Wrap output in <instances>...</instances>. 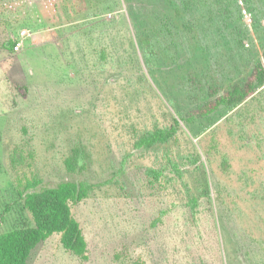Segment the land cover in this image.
I'll return each mask as SVG.
<instances>
[{
	"label": "rangeland",
	"instance_id": "374dc122",
	"mask_svg": "<svg viewBox=\"0 0 264 264\" xmlns=\"http://www.w3.org/2000/svg\"><path fill=\"white\" fill-rule=\"evenodd\" d=\"M258 61L264 0H0V235L34 224L17 186L83 182L87 259L55 234L29 264H264V86L184 122Z\"/></svg>",
	"mask_w": 264,
	"mask_h": 264
},
{
	"label": "trees",
	"instance_id": "16d2710c",
	"mask_svg": "<svg viewBox=\"0 0 264 264\" xmlns=\"http://www.w3.org/2000/svg\"><path fill=\"white\" fill-rule=\"evenodd\" d=\"M134 6V0H126ZM148 47L152 52V49ZM146 53V52H145ZM244 87L234 86L225 96L216 99L215 103L201 109L197 113H190L184 122L193 127L199 119H208L213 113L218 112L220 107L235 108L249 97L253 96L258 89L264 86V64L257 62L254 66L253 75ZM180 122L174 119L170 127H156L141 135L136 145L138 148H152L157 145H166L174 139ZM81 152L76 148L66 160V165L71 172L79 168ZM15 159H12L14 164ZM195 163L197 162L194 161ZM152 172L153 170H149ZM156 180L160 173L153 171ZM40 181L28 182L25 190L17 186L19 197L24 201L25 208L33 216L34 224L16 229L12 232L0 235V264H29L32 252L35 248L55 234L61 235V243L66 251L73 255L87 259V242L79 222L72 214V204L87 199L91 188L87 183L72 181L62 182L54 187H45L37 190ZM191 199V198H190ZM192 210H195L197 199L191 200Z\"/></svg>",
	"mask_w": 264,
	"mask_h": 264
},
{
	"label": "built area",
	"instance_id": "2783aa9c",
	"mask_svg": "<svg viewBox=\"0 0 264 264\" xmlns=\"http://www.w3.org/2000/svg\"><path fill=\"white\" fill-rule=\"evenodd\" d=\"M23 33L25 34L26 32H23ZM20 48H21V43H17V45L14 47V50L19 51Z\"/></svg>",
	"mask_w": 264,
	"mask_h": 264
}]
</instances>
